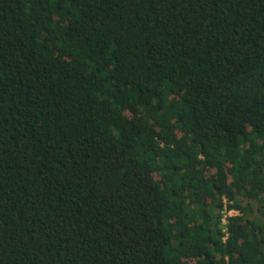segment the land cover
I'll list each match as a JSON object with an SVG mask.
<instances>
[{
  "label": "trees",
  "instance_id": "obj_1",
  "mask_svg": "<svg viewBox=\"0 0 264 264\" xmlns=\"http://www.w3.org/2000/svg\"><path fill=\"white\" fill-rule=\"evenodd\" d=\"M0 264H264V0H0Z\"/></svg>",
  "mask_w": 264,
  "mask_h": 264
},
{
  "label": "built area",
  "instance_id": "obj_2",
  "mask_svg": "<svg viewBox=\"0 0 264 264\" xmlns=\"http://www.w3.org/2000/svg\"><path fill=\"white\" fill-rule=\"evenodd\" d=\"M234 212V213H233ZM233 214H237V212H235V211H230V212H228V215H233ZM226 216V215H225ZM223 223H226V220H225V218H223Z\"/></svg>",
  "mask_w": 264,
  "mask_h": 264
},
{
  "label": "rangeland",
  "instance_id": "obj_3",
  "mask_svg": "<svg viewBox=\"0 0 264 264\" xmlns=\"http://www.w3.org/2000/svg\"><path fill=\"white\" fill-rule=\"evenodd\" d=\"M234 213V212H233Z\"/></svg>",
  "mask_w": 264,
  "mask_h": 264
}]
</instances>
